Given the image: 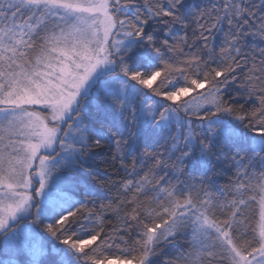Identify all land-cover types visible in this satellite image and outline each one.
<instances>
[{"label":"snow or ice","instance_id":"1","mask_svg":"<svg viewBox=\"0 0 264 264\" xmlns=\"http://www.w3.org/2000/svg\"><path fill=\"white\" fill-rule=\"evenodd\" d=\"M0 264H264V0H0Z\"/></svg>","mask_w":264,"mask_h":264},{"label":"trees","instance_id":"2","mask_svg":"<svg viewBox=\"0 0 264 264\" xmlns=\"http://www.w3.org/2000/svg\"><path fill=\"white\" fill-rule=\"evenodd\" d=\"M226 179H227V177L225 176V177H224V178H223V179H222L220 182H221V183H223V182H225V181H226ZM20 259L22 260V259H23V257H21Z\"/></svg>","mask_w":264,"mask_h":264}]
</instances>
